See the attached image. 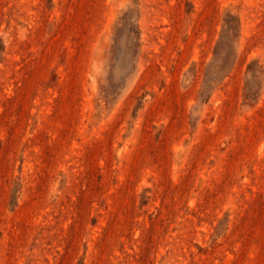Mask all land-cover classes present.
Masks as SVG:
<instances>
[{"label": "rangeland", "instance_id": "374dc122", "mask_svg": "<svg viewBox=\"0 0 264 264\" xmlns=\"http://www.w3.org/2000/svg\"><path fill=\"white\" fill-rule=\"evenodd\" d=\"M0 264H264V0H0Z\"/></svg>", "mask_w": 264, "mask_h": 264}]
</instances>
